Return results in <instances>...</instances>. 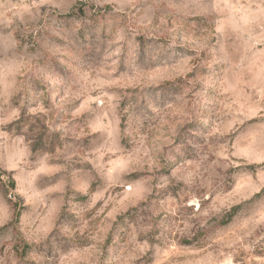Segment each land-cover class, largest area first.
<instances>
[{"label": "rangeland", "instance_id": "374dc122", "mask_svg": "<svg viewBox=\"0 0 264 264\" xmlns=\"http://www.w3.org/2000/svg\"><path fill=\"white\" fill-rule=\"evenodd\" d=\"M0 264H264V0H0Z\"/></svg>", "mask_w": 264, "mask_h": 264}]
</instances>
